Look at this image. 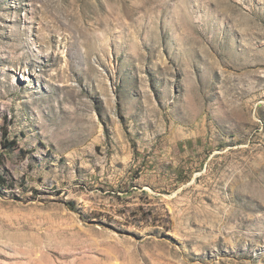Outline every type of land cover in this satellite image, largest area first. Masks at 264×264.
I'll return each instance as SVG.
<instances>
[{
    "label": "rangeland",
    "instance_id": "obj_1",
    "mask_svg": "<svg viewBox=\"0 0 264 264\" xmlns=\"http://www.w3.org/2000/svg\"><path fill=\"white\" fill-rule=\"evenodd\" d=\"M0 264H264V0H0Z\"/></svg>",
    "mask_w": 264,
    "mask_h": 264
},
{
    "label": "trees",
    "instance_id": "obj_2",
    "mask_svg": "<svg viewBox=\"0 0 264 264\" xmlns=\"http://www.w3.org/2000/svg\"><path fill=\"white\" fill-rule=\"evenodd\" d=\"M0 178H1V176H0Z\"/></svg>",
    "mask_w": 264,
    "mask_h": 264
}]
</instances>
